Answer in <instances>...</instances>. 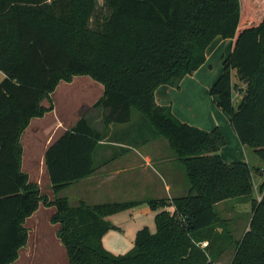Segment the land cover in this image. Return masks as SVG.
<instances>
[{
    "label": "trees",
    "instance_id": "trees-1",
    "mask_svg": "<svg viewBox=\"0 0 264 264\" xmlns=\"http://www.w3.org/2000/svg\"><path fill=\"white\" fill-rule=\"evenodd\" d=\"M248 3L260 8L256 0H0V264H16L29 240L26 219L41 205L55 207L50 220L59 225L66 264H219L231 247V264H264V184L259 201L255 167L225 161L227 139L219 126L206 130L182 121L156 100L160 86L180 88L206 62L217 36L233 40L210 92L241 143L264 163V12L251 21L244 15ZM233 70L245 85L237 107ZM78 75L104 86L92 107L103 108V129L84 115L52 142L46 153L50 197L23 170L21 139L32 118L54 109L57 86ZM144 119L151 134L142 131ZM112 124L121 127L110 134ZM162 137L184 166L190 190L148 200L156 231L142 227L132 248L115 254L103 243L118 229L108 217L141 201L73 205L61 192L95 172L100 141L120 143L121 155ZM237 197L253 208L250 230L240 240L215 210Z\"/></svg>",
    "mask_w": 264,
    "mask_h": 264
},
{
    "label": "crops",
    "instance_id": "crops-1",
    "mask_svg": "<svg viewBox=\"0 0 264 264\" xmlns=\"http://www.w3.org/2000/svg\"><path fill=\"white\" fill-rule=\"evenodd\" d=\"M232 41L233 40H231V48H232ZM204 66L202 65L197 71H195V73L186 76L183 79L180 88L175 89V87L169 85L160 86L156 91V100L161 105H170L172 107L173 113L182 121H187L195 126H198L206 130H211L216 126H219L224 132L227 139V144L223 146L221 149V154L225 159V161L227 162L247 161L252 164L253 158H251V156L249 155L247 147L243 145L239 140L231 124L230 117L227 119V115H225V121H219L215 117H205L202 119H197L195 113H191L192 110L191 105L187 104V102L186 105H183V103L181 102L182 96L183 99L186 100V86L189 85L193 87L194 84L205 83L206 88L204 90L207 89V93H208V89L210 90V88L213 86V84L220 76L218 75L217 77L216 76L208 77V76L200 75L199 73ZM234 72H236V70L232 71L233 82H234V76H233ZM82 76H86V75H82ZM4 78H5V73L0 69V82ZM62 82H66V81H62ZM234 83H239L240 86L239 89H237L238 90L237 95L233 90V102L235 103L238 97L240 98L239 101L241 100L243 96V92L242 90H240V88H244L245 85L242 81H239V78H238V82H234ZM59 85L57 86V88L59 87ZM102 87L104 89L103 85ZM56 90L53 92V94L56 92ZM53 94L52 96H54ZM212 99L215 100V98ZM96 101L97 100H95L93 103H90V105L85 107L84 111L80 113L81 114L80 117L84 115L88 116L93 126L98 130H101L103 129V123H101V121L103 120V108L92 109L93 104ZM43 104L45 106L50 105L47 99L43 101ZM56 109L57 106L54 104L53 110L46 112L43 116L32 118V120L44 118L45 115L48 113H53L54 115V118L48 120L47 124L41 122L37 124V126L35 124L34 126H32L31 132L38 134V138L40 141V144H38L39 149L36 147L35 144L29 148V145H27L25 141L26 132L30 131V130L27 131V129L32 123V120L29 126L27 127V129L24 131L21 139L24 148L23 170L27 174H29L31 181H33L34 178L33 179L31 178V175L26 168L25 162L26 161L33 162L34 155L36 153H39L37 159L39 157L40 162H42L43 164V169H41L40 171L41 175L37 177V181L34 180L33 182L37 183L39 186L41 185L43 187V189H41L42 191L46 190L49 185L50 187L49 191H51V193H52V185L46 166L47 150L49 146L52 144V142L62 132L72 127L79 119V118L75 119L71 124V126L69 127L66 125L64 121L59 120L57 118ZM55 122L57 123L55 124ZM117 127H121V126H115L114 124L110 125V129H111L110 134H112V131H116V129H119ZM42 134H47L44 141L40 139V135ZM119 145L120 143L118 142H108L106 140L100 141L94 153V161L98 166L95 172L92 175L73 183L65 190L69 189L71 186L77 185V187L82 189V194L79 199V202L85 201L88 204H96L107 201H131V200L148 202V200L150 199L172 198L175 196L186 195L187 192H189L190 186L186 178L187 174L185 175L183 174L182 168L181 166H179L180 163L177 161L175 155L172 154L171 151L166 150V144L161 138H156L143 145L134 147L130 152L121 155H120L121 151ZM113 156H117V157L111 160ZM258 163L259 161L254 164H258ZM254 167H255V171L253 173L254 195L258 199V197L263 192L262 190L264 184V163L261 161L259 165H255ZM179 173L183 174L181 176V178L183 179L182 184L178 182ZM44 176L47 177L46 181L48 185L42 183V180L45 181V179L43 178ZM123 190L126 191L125 194L123 193ZM129 190L132 191L128 193ZM243 199L245 202L238 204V206L244 207L245 210L244 212L245 214L248 215V221L247 223L245 222L243 227H241V230L237 229V233L235 232L234 229H232L233 227H231L230 229L234 237L238 240L242 239L245 236L246 232L250 230L251 220L253 215V208L251 202L245 197H243ZM229 203L230 200L217 203L215 205L216 212L219 215H221V213H228L229 208L231 207ZM42 206L43 205H41L39 209ZM169 209L172 210L173 208L169 207ZM217 209H219V211H217ZM126 210L129 211L130 208ZM132 212H133L132 215L135 216L134 210H132ZM35 213H33L32 216ZM229 216L230 217L227 218L222 216L227 220V226L228 223H230L234 218V215L232 213H230ZM30 217L26 219L25 222L26 227H28V219ZM108 218L112 223L113 221H116L114 215H111ZM114 224L119 229L120 227L119 221L117 220V222ZM236 226L239 227L238 225ZM217 230L221 231L222 227H218ZM117 231L118 230L116 229H111L103 237V243L105 247L110 251H113L114 253L119 252L117 251L116 248L119 247V243H120L119 235L121 234ZM56 235H57V231H56ZM35 239L37 240V238ZM232 249L234 250V247L229 248L228 250H226V252L229 250L232 251ZM21 250H20V255L22 254Z\"/></svg>",
    "mask_w": 264,
    "mask_h": 264
},
{
    "label": "rangeland",
    "instance_id": "rangeland-1",
    "mask_svg": "<svg viewBox=\"0 0 264 264\" xmlns=\"http://www.w3.org/2000/svg\"><path fill=\"white\" fill-rule=\"evenodd\" d=\"M259 1L260 8H250L249 3L244 8V15H246L251 21H258L264 12V0H256ZM262 1V3H261ZM243 9V7H242ZM231 49V39L223 38L222 36H217L212 43L207 47V61L203 64V69L200 71V75L213 77L220 75L221 71H223V62L224 59L229 55ZM226 56V57H225ZM234 82H238V75L236 72L233 73ZM206 88L205 83L194 84L193 87L186 86V100L181 97V102L183 105L190 104L191 105V113H195L197 119H202L205 117H215L219 121H225V115H227V119L229 118L228 113L222 110L217 105V97L211 94L210 90ZM212 88V87H211ZM210 88V89H211ZM176 89V88H175ZM235 94H238V90L234 89ZM104 89L101 83L93 80L89 76H76L73 81L71 82H62L59 87L57 88L56 92L52 96L54 104L57 106L56 115L59 120H62L66 123L67 126H71L75 119L80 118L81 112L84 111L85 107L93 103L95 100H98L103 95ZM212 98H215L213 100ZM239 97L237 101L234 103L235 106L239 104ZM190 111V110H189ZM77 113V114H76ZM54 118L53 113H48L45 115L44 118L33 119L32 123L30 124V130L26 132L25 141L26 144L29 145V148L32 147L34 144L39 149L38 144H40L38 134L32 133L31 129L34 124L43 122L44 124L48 123V120ZM133 118L140 119L141 114L138 111H134ZM147 123L145 129L142 130L145 134H150L153 132L152 128L150 127L149 123L146 119H144ZM57 122H55L56 124ZM102 123V121H101ZM135 128L140 129L142 126L139 124V121H134ZM151 128V129H150ZM46 131V129H45ZM47 134L40 135L41 140H45ZM166 144V150L171 151L174 154V151L170 148V145L165 138H161ZM232 143V142H231ZM36 148V149H37ZM132 150V148H131ZM130 150V151H131ZM249 155L253 158L252 165H259L261 160L260 158L250 149L247 147ZM129 151V152H130ZM39 153L34 155L33 162H25L26 168L31 175V178L37 181V177L41 175L40 171L43 169V164L40 162L39 157L37 159ZM175 155V154H174ZM37 159V160H36ZM258 164H254L257 163ZM179 162V161H178ZM180 163V162H179ZM181 166L183 174H187L185 168ZM179 175L178 182L180 184L183 183V179ZM45 179L42 180L43 184H47V177H43ZM187 178V177H186ZM33 180V181H34ZM188 180V178H187ZM189 184V183H188ZM40 188L43 187L40 185ZM50 187L48 185L46 190H43L44 193L53 196L51 191H49ZM48 190V191H47ZM132 190H129L131 192ZM125 194L126 191L123 190ZM82 194V189L77 187V185L71 186L69 189L64 190L61 192V195H67L70 198V201L73 205H78L79 199ZM188 194V192H187ZM186 194V195H187ZM243 197H237L234 199H230V205L228 213H221L223 217H230L229 214L232 213L234 218L230 223H228L229 228L233 227L232 229L235 230L237 233V229L241 230V227L247 223L248 215L245 214V210L243 206H238V204L244 203ZM54 206H42L37 212L28 219V228H29V241L28 244L24 249L21 250L22 254L20 255L19 259L16 261V264H66L68 263V256L66 253L65 247L62 245L60 239L56 235V231L59 228V225L56 223H52L50 221V216L54 213ZM135 212V216H133V212ZM219 211V209H217ZM155 214L156 210L150 205L149 202H140L135 206L131 207L129 211L124 210L114 214L116 221H113V224L119 221V232L120 236V243L119 247H117L118 253H126L129 249L132 248L135 242L136 233L139 229L144 226H148L152 232H155L156 222H155ZM236 218V219H235ZM239 218V219H238ZM238 225L239 227H237ZM37 238V240L35 239ZM203 246V244H202ZM113 252V251H112ZM235 249L232 251H227L224 256L220 260V264H231L234 255ZM114 253V252H113Z\"/></svg>",
    "mask_w": 264,
    "mask_h": 264
},
{
    "label": "built area",
    "instance_id": "built-area-1",
    "mask_svg": "<svg viewBox=\"0 0 264 264\" xmlns=\"http://www.w3.org/2000/svg\"><path fill=\"white\" fill-rule=\"evenodd\" d=\"M262 196L263 194H261L259 197H258V200L260 201L262 199ZM203 247L207 246L208 242H203Z\"/></svg>",
    "mask_w": 264,
    "mask_h": 264
}]
</instances>
